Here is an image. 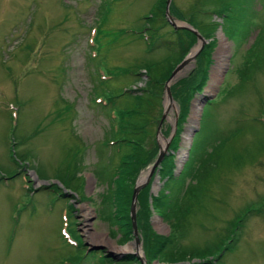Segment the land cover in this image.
Instances as JSON below:
<instances>
[{
  "label": "rangeland",
  "instance_id": "obj_1",
  "mask_svg": "<svg viewBox=\"0 0 264 264\" xmlns=\"http://www.w3.org/2000/svg\"><path fill=\"white\" fill-rule=\"evenodd\" d=\"M154 2L0 0V264H63L73 255L72 248L59 236L58 227L65 218L82 252L94 249L107 255L103 264H264V36L256 48L258 31L264 26L261 0L198 3L199 14L190 17L193 22L217 24L205 38L199 35L203 44L213 42L205 85L188 97L189 108L178 132L179 108L187 93L185 83L177 82L193 73L197 63L194 58L189 60L169 80L176 66L171 64L161 86L158 123L151 130L156 153L134 180V186L142 184L140 189H147L148 210L137 228L136 213L143 212L140 200L145 196L135 199L137 244L132 235L123 237L117 221L110 218L111 208L104 197L111 166L109 151L101 146L110 120L93 104L97 103L94 88L106 87L101 80H107L106 73L114 72L113 68L160 61L168 54L156 51L145 55L137 37L128 35L97 36L96 42L100 39L101 44L98 48L93 42L94 33L103 11L107 13L101 26L105 32L137 30L139 16ZM191 3L164 0V16L166 13L175 26L193 29L183 19L188 17ZM224 3L235 8V19L225 30L220 26L221 19L212 12L206 16L202 13L218 10ZM172 4L176 9H171ZM169 28L173 29L168 23L160 34L168 36ZM199 45L195 37L180 61L195 53ZM250 48L253 52L249 55ZM171 57L175 60L176 56ZM138 71L140 77L135 84L128 78L114 79L110 84L115 89L124 84H130V89L143 88L147 73L144 69ZM244 74L249 76L243 84L240 80ZM165 86L173 88L175 96L173 99L169 91L171 106L167 108ZM206 100L212 101L210 107H204ZM58 109L63 116L55 115ZM201 130V137H208L202 144L201 158L218 141V132H234L225 148L228 156L220 158L218 164L210 161L205 169L197 170L201 159L196 156L191 162L189 153L192 140ZM175 133L178 147L173 159L166 158L150 171L158 146L163 149L166 144V152ZM196 149L199 154L200 148ZM74 154L77 159L73 175L79 178V190L75 191V187L63 188L56 174ZM11 158L18 168L11 167ZM170 160L175 180L166 186L160 170L163 165L168 168ZM207 166L210 170L214 167V172L207 180L201 207L187 216L185 205L192 202L196 206L200 201L197 181L207 176ZM64 184L69 186L67 181ZM43 187L50 188L40 190ZM160 191L164 195L170 191L172 195L165 220L151 205L150 197L158 196ZM58 192L67 199L68 219L64 217L66 203ZM229 220L234 227L225 235ZM145 232L149 233L147 238ZM153 236L165 241L164 250L153 253L157 250ZM130 245L133 249L127 250ZM223 246H227L225 251ZM125 255H133L135 261H122ZM80 264L96 261L86 257Z\"/></svg>",
  "mask_w": 264,
  "mask_h": 264
},
{
  "label": "trees",
  "instance_id": "obj_2",
  "mask_svg": "<svg viewBox=\"0 0 264 264\" xmlns=\"http://www.w3.org/2000/svg\"><path fill=\"white\" fill-rule=\"evenodd\" d=\"M192 3L190 4L188 8V15L187 18H183L180 15V18L185 19L186 23L189 24L198 35L204 37L208 36L211 29L215 28L217 26L216 23H194L193 20L190 17H193V14H199L198 12L200 9H198V3L203 2V0H191ZM262 2V8L264 9V0H261ZM163 3L164 0H155L153 5L148 9V11L145 14H142L139 16L138 20L140 22L139 28L135 31H131L130 29H116L114 32H105L103 29H101V26L103 23L107 20V13L104 11L101 13L99 17V22L97 25V28L94 34L93 42L95 41L96 46L99 48L101 47V44H99L100 39L104 37L109 36H124L128 35L130 37H137L138 41H140L144 48V54L149 55L156 51H163L165 54H168L160 61H149V63H144V61L140 62L139 64H133L130 63L128 66H124L122 68H113L114 72L107 71L106 75L109 77L107 80H101L103 82V86L105 88H94V99L97 100V103H93L98 105L102 111H105L108 119L110 120V124L108 127V132L105 134V138L101 142V146L104 149H107L108 152V159L109 164L111 166L110 168V177L111 179L108 182V193L107 196L104 197L105 201H107L108 206H110L111 210L109 212L110 218L117 221L118 225L121 227V234L122 236H131L132 235V229H131V223L128 215L129 211V205L131 202V193L132 189L134 187V180L135 176L138 173L139 170L143 169L145 165L152 162V159L154 157V154L156 153V141L154 139V132L152 133V129L156 127L158 123V118L161 111V86L163 84V81L166 80V75L168 71L170 72V66L171 64L177 65L182 57H184L185 53L188 51V48L190 45L194 43L195 35L192 34L190 31L187 30H173L168 29L166 33L168 36H164L160 34V32L164 29L165 26H168V22L164 16L163 13ZM225 5L222 6L218 10H203L202 13L206 16L209 12H212L215 16L220 18L221 20V28L225 30L226 27L229 26V23L235 19L232 14L235 12L234 6L229 3H224ZM171 9H176L173 4L171 6ZM175 15L177 16L176 12L174 11ZM174 16V15H173ZM231 26V25H230ZM100 36L99 41L96 42V37ZM258 38L256 42V48L260 45L261 38L264 36V26H261L260 32L258 31ZM205 38V37H204ZM185 40V42H184ZM213 49V42H208L206 44H203L202 47L199 49V51L194 56L195 64L197 63V66L193 73H191L186 79L180 80V82L177 84L185 83V92L187 93L186 100H183L182 104H180V110L178 113V120L176 122V126H178V132H181L182 130V123L184 122V117L188 111L189 105L188 97H192L193 92L195 94L199 93L202 89V87L205 85V82L207 80V65L210 64V50ZM253 52V49H249L247 54H251ZM170 54V55H169ZM171 55H175L174 58L171 57ZM138 69H144L146 70V81L145 86L143 88H137V89H130V84H124V87L121 89H115L114 86L111 83L114 79H121L123 78L126 80L129 79V83L135 84L139 80V71ZM248 69V68H247ZM109 70V69H106ZM165 72V73H164ZM247 74V73H246ZM244 74L241 77V83L244 84L245 80L248 78ZM106 84V85H104ZM169 91L171 92V97L174 99L175 96L173 94V88H169ZM189 92V95H188ZM101 94V95H99ZM194 94V95H195ZM99 96V97H97ZM101 102V103H100ZM212 101L206 100L205 102V108L211 106ZM261 115L264 117V111ZM57 117L63 116V112H61L59 109L56 111L55 114ZM262 118V117H259ZM263 119V118H262ZM12 121V120H11ZM13 122V121H12ZM181 126V127H180ZM235 130V129H234ZM233 131H229L228 135H221L216 144L214 143L213 146L209 149V151L205 154L203 158H201V154L203 153L202 145L208 137H201L202 130L198 131L197 139L192 140V145L190 148L189 153V160L192 162L196 156H199L201 159L198 163L197 170H200L202 168L205 169V166L208 164L210 165V161H213L214 165L218 164V160L224 156H228V152L226 151V146L230 142L229 140L232 138ZM177 132V133H178ZM177 133L173 136V138L170 140L169 144H167L166 152L163 154L159 165L163 163V161L166 158L173 159L174 154L178 147V137ZM197 133V132H196ZM200 135V138H199ZM229 141V142H228ZM228 142V143H227ZM207 143V142H206ZM73 148H77L76 146H73ZM200 148V153H197V149ZM78 151H76V154ZM76 154L71 155L70 159L66 162L65 166L58 170L57 178L59 179L60 183L62 184V187L65 189L70 190L71 187H75V190H79L78 185L76 182H79L78 177H74L73 170L76 168L74 166V161L77 159ZM156 158V157H155ZM12 159V158H11ZM170 160L169 167L162 168L161 176L164 178V182L166 186L168 183L172 180H175V176L172 174V166L173 163ZM72 163V166H71ZM158 165V166H159ZM12 168H18V163L12 159ZM208 167V166H207ZM209 170L206 172L207 176L197 181L198 190L200 191V201L195 206L194 203L190 202L185 205V212L186 215L191 212L196 207H201V198L206 193L205 186L207 184V180L210 178V176L213 174V169L208 167ZM23 174V173H22ZM72 175V180H71ZM71 180L72 184H69ZM67 181L68 187L64 182ZM71 186V187H70ZM50 187H43L40 190H45ZM191 188V187H190ZM54 189V187H53ZM56 190V189H54ZM146 188H142L138 191L136 194V199H141L143 196H145V199L143 198L141 201L143 212L140 213L139 211L136 213L137 216V228L140 229L138 226V222L140 218L145 219V213L148 212L147 210V202H146ZM184 192H187V190H184ZM143 193V194H140ZM59 194V192H58ZM168 195H164L162 191L158 193V196H153L151 198V205L152 209L157 213V215H160L162 219L167 218V212L170 209V206L172 205V195L167 193ZM58 197L60 199H64V194H59ZM139 202V201H138ZM64 203H66L65 210L66 216L64 213V217L70 218L68 214V210L70 209L67 204V199H64ZM197 203V201H195ZM261 211V210H260ZM259 212V211H258ZM140 213V214H139ZM240 221V220H238ZM242 220L240 224H242ZM227 228L224 231L225 235L227 233H230V229H232L234 226V222L232 220H229L226 222ZM60 225L62 227H58L60 230L59 233H61L59 236L63 239V243L67 245L69 248H72V259L65 258L68 260H63V264H71L70 261L72 260V264H80L84 258L92 259L93 261H96V264H103L105 261L108 260V257L104 252L98 251V250H88L85 249V252H82L80 250V242H78V237H74V230L72 231L71 224H66V218L64 221H60ZM68 227V228H67ZM147 227V226H146ZM148 228V227H147ZM67 229V230H66ZM149 233L146 234L144 238L148 237ZM155 240V248L157 250H154L153 253L159 250H164L165 247V241L160 238H156L153 236ZM222 239V238H220ZM220 246V245H219ZM227 246H223L222 250H226ZM205 249V248H203ZM122 261L128 262V261H135V258L133 255H125L122 256ZM210 264V263H207Z\"/></svg>",
  "mask_w": 264,
  "mask_h": 264
},
{
  "label": "water",
  "instance_id": "obj_3",
  "mask_svg": "<svg viewBox=\"0 0 264 264\" xmlns=\"http://www.w3.org/2000/svg\"><path fill=\"white\" fill-rule=\"evenodd\" d=\"M165 17H166V20L167 22L173 27V29H182V28H185L187 30H189L190 32H192L196 39L200 42V45L198 47V49L196 50L195 53L192 54V56L187 59L186 57L183 58L182 61L179 62V64H177L174 68V70L171 72L170 74V77H169V80H171V78L183 67L186 65V63L189 61V60H193L195 54L199 51V49L201 48L202 44H203V40L202 38L197 34L196 31H194L193 29H191L190 27H179V26H175L174 23L172 22L171 18L165 13ZM168 80V81H169ZM165 95H166V98H167V101L169 102V104L171 103V97H170V93H169V90H168V87L165 86ZM164 118V113L161 115V118H160V123L162 122ZM160 123L158 124L157 126V131L159 130V126H160ZM165 147H166V144L164 146V148L162 149L160 146H158V153H157V157L155 159V161L153 162L152 166L150 167V171L154 169V167L160 162L164 152H165ZM149 171V173H150ZM142 187V184H138V185H135L133 190H132V193H131V203H130V208H129V217H130V222H131V229H132V237H133V242L135 244H137V236H136V227H135V223H134V203H135V199H136V194L138 193L139 189Z\"/></svg>",
  "mask_w": 264,
  "mask_h": 264
},
{
  "label": "bare ground",
  "instance_id": "obj_4",
  "mask_svg": "<svg viewBox=\"0 0 264 264\" xmlns=\"http://www.w3.org/2000/svg\"><path fill=\"white\" fill-rule=\"evenodd\" d=\"M192 54H193V52H191V54L187 57V59H189L192 56ZM165 106H166V108L171 106L167 100H165ZM140 181H141V178H140L139 182ZM126 249L127 250H132L133 249V246L130 245V246L126 247Z\"/></svg>",
  "mask_w": 264,
  "mask_h": 264
}]
</instances>
